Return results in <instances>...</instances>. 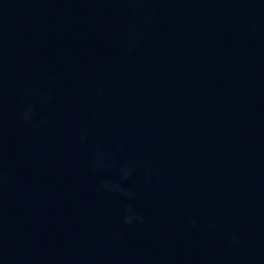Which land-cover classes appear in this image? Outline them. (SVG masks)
Returning <instances> with one entry per match:
<instances>
[{
    "label": "water",
    "instance_id": "water-1",
    "mask_svg": "<svg viewBox=\"0 0 264 264\" xmlns=\"http://www.w3.org/2000/svg\"><path fill=\"white\" fill-rule=\"evenodd\" d=\"M0 264H264V0H0Z\"/></svg>",
    "mask_w": 264,
    "mask_h": 264
}]
</instances>
